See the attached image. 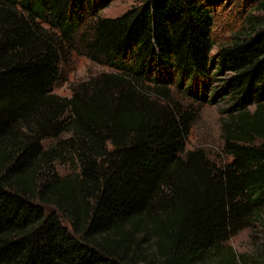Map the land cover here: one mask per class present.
Masks as SVG:
<instances>
[{
	"label": "trees",
	"instance_id": "16d2710c",
	"mask_svg": "<svg viewBox=\"0 0 264 264\" xmlns=\"http://www.w3.org/2000/svg\"><path fill=\"white\" fill-rule=\"evenodd\" d=\"M111 2L0 0V264H245L226 244L264 225V22L213 54L235 0ZM76 52L109 71L61 97ZM219 89L220 163L186 148Z\"/></svg>",
	"mask_w": 264,
	"mask_h": 264
},
{
	"label": "rangeland",
	"instance_id": "374dc122",
	"mask_svg": "<svg viewBox=\"0 0 264 264\" xmlns=\"http://www.w3.org/2000/svg\"><path fill=\"white\" fill-rule=\"evenodd\" d=\"M146 1L112 0L108 8L102 11L101 16L116 18ZM251 16L259 22H264V12H259L254 4L245 5L243 0H235L226 5L217 19L215 29L217 38L213 54H216L221 46L229 45L235 41L236 37L249 32L251 25L247 23V19ZM81 46L82 43L78 45L80 50ZM108 71L107 67L92 62L86 55L80 52L73 53L61 67V77L55 85L54 93L61 97H71L74 86ZM182 97L191 99L185 94H182ZM232 101L233 96L226 97L220 89L210 102L198 101L197 115L187 142V150L203 149L218 163L227 160L221 148L224 143L223 125L228 120L225 111L231 106ZM52 142L46 141L45 145ZM58 170L62 175L70 173L67 167L60 166ZM226 245L243 257L245 264H264V225L258 223L251 225L232 237Z\"/></svg>",
	"mask_w": 264,
	"mask_h": 264
}]
</instances>
